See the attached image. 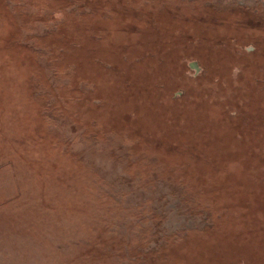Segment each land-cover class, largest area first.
I'll return each mask as SVG.
<instances>
[{
	"label": "rangeland",
	"instance_id": "1",
	"mask_svg": "<svg viewBox=\"0 0 264 264\" xmlns=\"http://www.w3.org/2000/svg\"><path fill=\"white\" fill-rule=\"evenodd\" d=\"M264 264V0H0V264Z\"/></svg>",
	"mask_w": 264,
	"mask_h": 264
},
{
	"label": "water",
	"instance_id": "2",
	"mask_svg": "<svg viewBox=\"0 0 264 264\" xmlns=\"http://www.w3.org/2000/svg\"><path fill=\"white\" fill-rule=\"evenodd\" d=\"M241 263L244 264V263H243V260H241Z\"/></svg>",
	"mask_w": 264,
	"mask_h": 264
}]
</instances>
